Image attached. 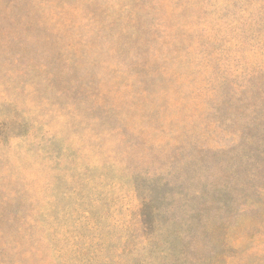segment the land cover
I'll list each match as a JSON object with an SVG mask.
<instances>
[{
	"label": "rangeland",
	"instance_id": "1",
	"mask_svg": "<svg viewBox=\"0 0 264 264\" xmlns=\"http://www.w3.org/2000/svg\"><path fill=\"white\" fill-rule=\"evenodd\" d=\"M0 264H264V0H0Z\"/></svg>",
	"mask_w": 264,
	"mask_h": 264
}]
</instances>
